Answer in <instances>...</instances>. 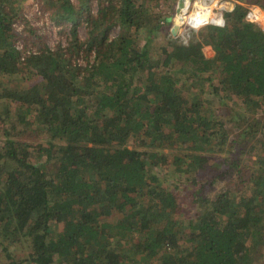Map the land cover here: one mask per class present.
I'll list each match as a JSON object with an SVG mask.
<instances>
[{
	"label": "trees",
	"instance_id": "1",
	"mask_svg": "<svg viewBox=\"0 0 264 264\" xmlns=\"http://www.w3.org/2000/svg\"><path fill=\"white\" fill-rule=\"evenodd\" d=\"M158 1L97 0L94 12L91 0H47L56 21L72 22L67 45L51 47L35 27L31 39L15 29L24 0H0V99L19 102L21 121L29 123L31 113L60 140L45 148L44 166L32 158L30 142L0 127V245L8 264H254L262 252L264 138L250 147L257 155L250 177L211 198L199 152L225 151L227 129L212 104L178 83L207 72L219 78L216 92L264 110V31L245 18V3L264 8V0H238L224 12L225 25H205L187 43L169 35L172 47L163 46L165 57L155 63L151 38L140 46L138 33L161 29ZM114 25L121 30L111 34ZM35 74L42 78L30 85ZM3 111L2 124L12 121L11 109ZM236 157L223 163L238 166ZM191 165L195 207L186 213L179 184L166 185L157 167ZM22 240L30 251L17 259L12 247Z\"/></svg>",
	"mask_w": 264,
	"mask_h": 264
},
{
	"label": "rangeland",
	"instance_id": "2",
	"mask_svg": "<svg viewBox=\"0 0 264 264\" xmlns=\"http://www.w3.org/2000/svg\"><path fill=\"white\" fill-rule=\"evenodd\" d=\"M71 1L77 2V0ZM191 1L193 4L187 5L188 10L191 8V11L193 10V12H195L201 5L206 7L209 11H211L213 8V13L215 14H219L222 11L225 18L224 12L228 9H232L238 0ZM91 4L92 10L96 12L98 9L97 0H91ZM177 4L178 0H159L156 4H154L153 10L154 12L162 14L161 21L163 25L161 29L155 30L154 34L147 33L143 29H141L138 33L140 46L143 45V42L146 40V38H151L149 48L155 63H159L160 61L162 63L163 58L165 57V52L162 51L163 46L167 45L168 47H172V44L169 41V35L176 38L179 42L187 43L189 39L193 37V33L199 31L200 28L208 24H215L208 23L198 27L193 26L192 24L188 23L187 18L189 15H191L188 14V11L186 13L180 14L181 10L183 11V5L180 6L177 14ZM53 9L54 7H49L47 5V0H24L22 3L21 14L19 15L20 17H18L17 21L15 20L14 23L15 29L22 30V33H25L28 38L31 39L28 29L30 27H35L36 35H40L44 42H46V44L49 46L54 47L57 44L67 45L71 35L72 22L56 21V19L51 14ZM191 11L189 13H191ZM168 14H170V20L164 19V16ZM177 29L178 31H176ZM120 30L121 29L118 25H114L111 27L110 33L116 34ZM79 31L82 37L86 36V26L84 23L79 26ZM151 35L153 36L151 37ZM32 38L33 40H39L37 36ZM20 45L21 44L19 43V46ZM203 52L206 56L213 57L215 50L211 45H204ZM175 65L176 62H173L170 67H175ZM161 67L162 66L160 64V68ZM154 68L158 69L159 67L155 66ZM165 72L166 71L164 70L163 73ZM41 78L42 77L40 75L35 74L29 80H26V82L31 85L40 81ZM5 84L13 86V83ZM178 84L181 85L184 93H187L189 96L196 92L197 94L203 96L205 103L207 102L212 104V106L216 108V110L221 114L224 127L227 129L228 137L225 145V151L218 152L212 150L210 147L209 149H206L207 151L203 150L199 152H203V161L207 164V166L203 167V170L201 171L206 173V178H210L208 182L212 183L208 184L206 192L212 198L218 191L222 189L229 190L231 188L232 190H235L242 182V175L245 177H250V173L256 170V164L254 162L257 159V155L254 150L250 149V147L252 148L253 144L264 138V126L261 125L257 129V133L255 132L251 134L246 133L245 129L248 127L249 123H254L256 119L264 120L263 108H258L257 105L254 104L252 108L251 106L246 107L244 106L243 98L238 95L225 97L226 93L223 89H220L219 92H216L214 89L219 84V78L217 76L214 80H211L207 75V72L206 74L204 73L201 75H194L188 81L185 82L182 80ZM0 102L2 103H0V127H4V125L7 127L9 126L12 133L11 136H13V138L30 142L32 146V158L36 163H41L45 166L44 160L48 157L45 148L49 146L51 140L53 142L60 140L54 138L51 139L50 134L45 131L37 121H34L31 113L27 114L29 123L21 121L18 118V113L19 110L22 111L23 108L20 107L19 102H11L7 98H1ZM5 107L11 109L12 121L2 124L1 119L4 115L3 109ZM5 139L6 135L4 130L0 128V145H3ZM235 140L238 142L241 140L247 141V145H249V148L247 147V151H243V147H239V145L237 146ZM186 150L191 151L190 148ZM173 152H176V150L173 149ZM234 156H237V164L240 165L236 166L234 163L231 165L227 163L228 165H225L223 163L225 159L231 162ZM157 168L159 172H162L163 179L167 180L165 182L166 185H170L171 188H173L174 185L176 186V184H179V187L174 189H177L179 192H181V196H184V200H181V209H183L186 213L192 212L195 204H191L189 192L191 188L196 186L192 182V176L195 175L194 171H196V166L191 165L190 168L183 167L182 170L178 171H175L174 167L170 171L166 170L164 172L162 167ZM226 168H228L229 172L224 174L223 172ZM239 168L242 169V172H239ZM108 218L110 219L111 216H108ZM58 227L61 228L62 224H60ZM186 230L189 229L186 228ZM12 249L13 254L17 259H24L26 256H28L30 251L29 241L22 240L19 244L12 247ZM262 249V252L258 254L254 264H264V246ZM8 260L9 259L7 258L6 251L2 248V245H0V264H8Z\"/></svg>",
	"mask_w": 264,
	"mask_h": 264
},
{
	"label": "bare ground",
	"instance_id": "3",
	"mask_svg": "<svg viewBox=\"0 0 264 264\" xmlns=\"http://www.w3.org/2000/svg\"><path fill=\"white\" fill-rule=\"evenodd\" d=\"M188 4H193V3L191 0H183V4H182L183 5V7H182L183 11L181 10V12H180V14H182V13H186L188 11V14H191L187 18L188 23H190L194 26H199L201 24L214 23V22L218 21L220 13L215 14V13H213V10H212V13H213V16L215 19L213 21H210L211 11H209L206 7L200 5L198 7V10L193 12V10L191 11V8L188 10V8H187ZM190 11H191V13H189ZM177 14H178V12H177ZM176 31H178V29Z\"/></svg>",
	"mask_w": 264,
	"mask_h": 264
},
{
	"label": "built area",
	"instance_id": "4",
	"mask_svg": "<svg viewBox=\"0 0 264 264\" xmlns=\"http://www.w3.org/2000/svg\"><path fill=\"white\" fill-rule=\"evenodd\" d=\"M246 6H247V10L245 13V18L248 21L254 22L257 25H259L264 31V8L258 3H247ZM214 23L217 25H221V26L225 25V18L223 16L222 11L220 12V16L218 18V21L214 22ZM201 25H203V24H201ZM201 25H199V26H201ZM196 27H198V26H196Z\"/></svg>",
	"mask_w": 264,
	"mask_h": 264
},
{
	"label": "water",
	"instance_id": "5",
	"mask_svg": "<svg viewBox=\"0 0 264 264\" xmlns=\"http://www.w3.org/2000/svg\"><path fill=\"white\" fill-rule=\"evenodd\" d=\"M183 4V0H178V4H177V12L180 8V6Z\"/></svg>",
	"mask_w": 264,
	"mask_h": 264
}]
</instances>
